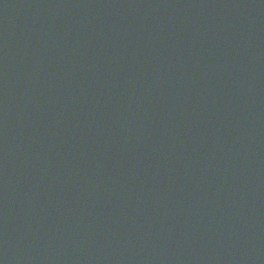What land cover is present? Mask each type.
Instances as JSON below:
<instances>
[{"label": "water", "instance_id": "95a60500", "mask_svg": "<svg viewBox=\"0 0 264 264\" xmlns=\"http://www.w3.org/2000/svg\"><path fill=\"white\" fill-rule=\"evenodd\" d=\"M0 264H264V0H0Z\"/></svg>", "mask_w": 264, "mask_h": 264}]
</instances>
